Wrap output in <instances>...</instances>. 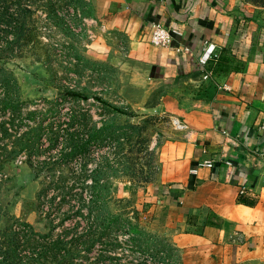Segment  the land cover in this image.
<instances>
[{
    "label": "rangeland",
    "instance_id": "1",
    "mask_svg": "<svg viewBox=\"0 0 264 264\" xmlns=\"http://www.w3.org/2000/svg\"><path fill=\"white\" fill-rule=\"evenodd\" d=\"M178 100L93 0H0V264H185L157 208L197 149Z\"/></svg>",
    "mask_w": 264,
    "mask_h": 264
},
{
    "label": "crops",
    "instance_id": "2",
    "mask_svg": "<svg viewBox=\"0 0 264 264\" xmlns=\"http://www.w3.org/2000/svg\"><path fill=\"white\" fill-rule=\"evenodd\" d=\"M93 1L97 23L126 36L129 56L177 85V119L195 138L189 164L157 206L161 228H181L185 264H264V4ZM155 21L174 32L171 46L150 43ZM208 43L218 57L204 79Z\"/></svg>",
    "mask_w": 264,
    "mask_h": 264
},
{
    "label": "built area",
    "instance_id": "3",
    "mask_svg": "<svg viewBox=\"0 0 264 264\" xmlns=\"http://www.w3.org/2000/svg\"><path fill=\"white\" fill-rule=\"evenodd\" d=\"M150 43L156 47L171 46L174 40L173 31L161 22L150 23ZM218 57V47L214 43H208L204 48L203 54L199 59V65L204 72V79L212 77V72L208 68L209 63L214 58ZM208 68V69H207ZM212 167L211 164H208Z\"/></svg>",
    "mask_w": 264,
    "mask_h": 264
},
{
    "label": "trees",
    "instance_id": "4",
    "mask_svg": "<svg viewBox=\"0 0 264 264\" xmlns=\"http://www.w3.org/2000/svg\"><path fill=\"white\" fill-rule=\"evenodd\" d=\"M239 203L240 204H243V205H246V206H250V207H252V206H255V201H251V200H249L248 198H245V197H240L239 198Z\"/></svg>",
    "mask_w": 264,
    "mask_h": 264
}]
</instances>
